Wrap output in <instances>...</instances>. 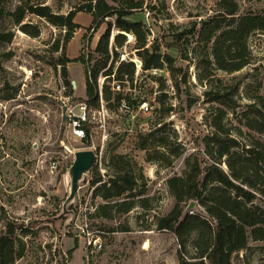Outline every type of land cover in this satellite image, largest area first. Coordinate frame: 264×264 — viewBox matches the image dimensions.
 Wrapping results in <instances>:
<instances>
[{
	"label": "rangeland",
	"instance_id": "374dc122",
	"mask_svg": "<svg viewBox=\"0 0 264 264\" xmlns=\"http://www.w3.org/2000/svg\"><path fill=\"white\" fill-rule=\"evenodd\" d=\"M143 1V9L130 19L149 28L147 45L139 48L136 38L124 33L126 42L118 49L120 59L136 64L133 82L121 87L131 98L130 110H110L102 101L105 111L90 122L86 142L72 127L79 98H86V66L73 60L91 52V64L98 62L101 55L92 44L108 22L111 51L114 36L122 32L116 17L106 19L95 34L89 25L82 36L65 42L66 27L35 13L16 24L12 12L19 6L49 7L67 16L86 1L0 0V38L12 35L9 41L0 39V233L13 225L25 244L15 264H87L88 247L94 249L92 264H179L180 252L192 259L198 233L181 247L172 232L158 228L159 219L176 205L168 180L186 176L196 158L208 159L206 142L215 117L223 115L222 123L239 141V149L254 137L264 139V133L245 126L248 117L264 113V32L248 37L250 63L227 72L217 68L213 43L206 45L199 35L202 20L220 12V0ZM236 1L242 14L264 13V0ZM80 12V18L89 19L87 12ZM74 21L78 23L76 17ZM26 24L39 35L25 33L21 26ZM84 34L92 37L89 49L83 47ZM173 41L183 45V54L167 47ZM154 42L160 53L176 58L173 68L143 70L144 49L154 52ZM65 58L72 61L62 64ZM143 101L148 102V115L139 108ZM84 149L95 150L97 162L64 212L68 171L75 152ZM224 161L221 167L228 171ZM52 162L57 169L51 168ZM117 174L133 177V190L114 200L95 193L104 186L112 190L110 179ZM93 177L100 181L93 184ZM126 202H133L126 213L113 206ZM256 202L264 206L260 196ZM108 204L113 206L107 210L111 217L104 218L99 207ZM198 209L203 210L199 203ZM146 242L149 246L143 248ZM232 264H264V240L250 239L233 255Z\"/></svg>",
	"mask_w": 264,
	"mask_h": 264
},
{
	"label": "trees",
	"instance_id": "16d2710c",
	"mask_svg": "<svg viewBox=\"0 0 264 264\" xmlns=\"http://www.w3.org/2000/svg\"><path fill=\"white\" fill-rule=\"evenodd\" d=\"M86 4L79 9H74L67 16L50 12L49 7L27 8L19 6L12 12L16 24H20L27 13H35L46 17L57 26L66 27L65 42L74 38L76 31L82 26L74 21L77 13L85 11L92 15L93 20L88 28L94 34L105 23L106 19L116 17L115 25L122 31L114 36L111 43L112 22H108L107 29L99 37L94 49L101 58L96 64H91V55L83 54L73 61H80L86 66V98H79L88 108L96 110L101 108L103 99L108 108L120 107L123 101L131 103V98L124 92L114 90L109 84L112 75L122 82H133L136 64L132 60L120 61L118 49L126 42L125 34L136 38L139 48H144L148 42L149 28L141 21L131 20L130 17L144 7L143 0H84ZM114 3V4H113ZM220 12L202 20L199 35L206 45L213 43L212 56L217 68L227 72L239 71L250 63L251 52L248 47V37L255 31L264 32V13H241L240 4L236 0H220ZM222 16V18H219ZM25 33L38 36L39 32H30L29 25L21 26ZM125 33V34H124ZM9 36H2L7 41ZM84 48L91 45L92 37L84 34ZM59 43L56 49L59 48ZM154 42V52L146 48V56L142 60L144 71L150 69L173 68L176 58L170 53H160L159 46ZM169 48H176L183 54V45L178 41L169 42ZM113 50L115 55L112 56ZM93 51V52H94ZM140 52V51H139ZM87 56V57H86ZM111 64L108 66V61ZM69 58L61 62H70ZM116 65V66H115ZM66 70L64 67V75ZM100 76H107L100 96ZM71 87V84L68 82ZM112 96L113 97L112 99ZM111 101H114L113 103ZM253 117L246 119L245 126L250 131L264 133V113L257 111ZM223 115L215 117L212 121L213 135L206 142V156L208 159L196 158L190 165L186 176H174L168 180L173 195L176 198L175 207L158 221V228L172 232L181 247H185L193 233H198L196 242L197 256L187 259L178 253L179 264H232L235 253L244 249L250 239L264 240V206L256 202L258 196L264 199V139L254 137L250 139L248 147L241 149L237 138L230 136V129L222 123ZM85 138L89 142L91 126L84 124ZM225 157L228 171L221 164ZM100 181L93 177L92 183ZM125 183V186L121 185ZM134 178L123 174L110 179L113 185L110 188L97 189L96 194H102L106 199H117L125 192L133 190ZM191 201H196V207L188 209ZM187 202V206H181ZM198 203L203 210L198 209ZM118 212H128L133 207V202L122 203ZM113 206L102 205L100 214L110 218L107 210ZM194 211V212H195ZM102 227V226H101ZM102 229V228H101ZM25 252V244L15 234L13 225H8L6 231L0 233V264H15ZM195 259V260H193Z\"/></svg>",
	"mask_w": 264,
	"mask_h": 264
},
{
	"label": "built area",
	"instance_id": "2783aa9c",
	"mask_svg": "<svg viewBox=\"0 0 264 264\" xmlns=\"http://www.w3.org/2000/svg\"><path fill=\"white\" fill-rule=\"evenodd\" d=\"M85 55H87L86 53H84ZM87 57V56H86ZM122 60H126L125 58L124 59H120V61ZM133 61V60H132ZM107 76H102V79H101V82L99 80V83H100V96L102 98V89H103V85L105 83V80H106ZM112 84H109L112 86V88L114 90H117V91H121V87L123 86L122 82L118 81L115 79V74L112 75ZM102 101H104L103 99H101ZM130 103H128L127 101H123L121 104H120V107L119 109L121 110H125V111H129L130 110ZM102 106V105H101ZM143 112L144 114H150V109H149V105H148V102L146 101H143L139 107ZM104 110H101L100 108L99 109H96V110H92L90 108H88V106L83 103V102H80L79 104V115L73 119V122H72V127H73V132L74 134L83 139L85 138V129H84V124H90V122H92L93 119H96L98 115H101L102 112H104ZM51 168L52 169H57V164L56 162H52L51 163ZM192 211V210H191ZM91 245V242H89V246ZM99 246H101V243H99ZM89 248L91 247H88V253L86 255V263L87 264H92V259H93V255H94V249L91 248V250H89Z\"/></svg>",
	"mask_w": 264,
	"mask_h": 264
},
{
	"label": "water",
	"instance_id": "95a60500",
	"mask_svg": "<svg viewBox=\"0 0 264 264\" xmlns=\"http://www.w3.org/2000/svg\"><path fill=\"white\" fill-rule=\"evenodd\" d=\"M97 162V154L93 149L77 150L74 154V162L68 171L70 181V194L64 203V212L71 204L78 192L79 183L83 180L84 175L91 172ZM196 207V201H191L188 209Z\"/></svg>",
	"mask_w": 264,
	"mask_h": 264
},
{
	"label": "crops",
	"instance_id": "0c3cea01",
	"mask_svg": "<svg viewBox=\"0 0 264 264\" xmlns=\"http://www.w3.org/2000/svg\"><path fill=\"white\" fill-rule=\"evenodd\" d=\"M82 14L83 13L80 12V13H77V15H76V19L78 20V23L82 25V28H80L79 30L76 31L74 38L76 36H78L79 34H81V36H82V34L84 33V29L87 28V26L91 25V23H92V16L90 14L88 17L89 19H84V17L80 18L79 16ZM98 40H99V36L95 35L94 41L92 44L93 47L97 45Z\"/></svg>",
	"mask_w": 264,
	"mask_h": 264
},
{
	"label": "bare ground",
	"instance_id": "6f19581e",
	"mask_svg": "<svg viewBox=\"0 0 264 264\" xmlns=\"http://www.w3.org/2000/svg\"><path fill=\"white\" fill-rule=\"evenodd\" d=\"M149 246V242H146L143 246V248H147Z\"/></svg>",
	"mask_w": 264,
	"mask_h": 264
}]
</instances>
